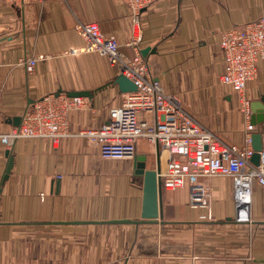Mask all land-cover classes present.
<instances>
[{
  "label": "crops",
  "instance_id": "obj_1",
  "mask_svg": "<svg viewBox=\"0 0 264 264\" xmlns=\"http://www.w3.org/2000/svg\"><path fill=\"white\" fill-rule=\"evenodd\" d=\"M264 13V0H156L143 10L142 50L156 79L177 93L184 109L226 144L246 143V118L236 92L219 83L224 70L220 38ZM131 10L122 0H44L25 7L0 2V120L15 125L32 103L50 93L87 91L89 107L69 116V134L58 142L21 138L0 141V264H259L264 259V187L254 184L251 222L235 218L230 177L203 179L210 186L213 218L188 203L189 186L162 190V216L143 219V179L133 158H105L80 135L97 129L120 106V72L85 44L80 22H97L133 50ZM38 55L35 70L19 64ZM246 95H264V61ZM263 135L264 121L254 124ZM13 167L5 178L9 160ZM147 168L166 152L140 140ZM154 165L152 166V163ZM227 219V221H225ZM232 219V220H231ZM126 220V221H125Z\"/></svg>",
  "mask_w": 264,
  "mask_h": 264
},
{
  "label": "built area",
  "instance_id": "obj_2",
  "mask_svg": "<svg viewBox=\"0 0 264 264\" xmlns=\"http://www.w3.org/2000/svg\"><path fill=\"white\" fill-rule=\"evenodd\" d=\"M44 0H0L17 7ZM130 10L132 39L127 45L133 50L128 57L120 51L114 36L104 33L97 22H80L76 29L85 44L75 52H97L106 56L120 73L132 80L137 89L123 93L120 106L112 107L107 121L97 129H83L80 135L95 142L105 158H133L140 140L159 152H166L165 167H156L162 190L189 186L188 203L192 208H205L202 218L214 216L210 206V186L203 179L230 177L234 185L236 220L251 222L252 193L255 183L264 187V148L259 161L252 160L257 152L252 145L253 110L246 95L247 83L256 78L258 61H264V13L224 30L220 48L224 55V70L219 83L236 92L240 109L246 118V143L226 144L203 126L183 107L177 93L168 92L152 74L147 58L142 54L143 10L156 0H122ZM42 56L25 55L19 64L27 73L35 70ZM89 107L82 96L50 93L35 100L22 116L20 125L5 128L0 120V141L10 148L21 138H48L58 142L69 134V116L73 111Z\"/></svg>",
  "mask_w": 264,
  "mask_h": 264
},
{
  "label": "water",
  "instance_id": "obj_3",
  "mask_svg": "<svg viewBox=\"0 0 264 264\" xmlns=\"http://www.w3.org/2000/svg\"><path fill=\"white\" fill-rule=\"evenodd\" d=\"M148 52V48L142 50L143 54ZM115 82L119 85L121 91L128 92L137 89L135 83L130 80L127 76L120 73L116 78ZM90 95L87 91H74L69 93L70 96H80V95ZM251 107L253 110L251 122L252 124H258L264 121V95L260 101L251 102ZM14 123L16 126L20 125L22 121V116H17L14 118ZM252 145L257 151L252 160L254 162L259 161L258 151L263 149V135L261 132L252 133ZM10 149L7 150V155H9L8 164L6 167L5 178L11 172L13 167L14 158L10 154ZM134 161V172L143 179V207H142V218L143 219H157L162 216L163 205H162V187L161 181L157 175L155 168H147V156L136 154L133 157ZM157 167L159 168V162H157ZM126 221V220H125ZM259 264H264V259L257 260Z\"/></svg>",
  "mask_w": 264,
  "mask_h": 264
},
{
  "label": "rangeland",
  "instance_id": "obj_4",
  "mask_svg": "<svg viewBox=\"0 0 264 264\" xmlns=\"http://www.w3.org/2000/svg\"><path fill=\"white\" fill-rule=\"evenodd\" d=\"M154 165V162L152 163V166ZM162 167L164 168L165 167V162H164V165H163V161H162ZM188 186V185H187ZM235 216H236V214H235ZM233 220H236V218H232ZM231 219V220H232ZM225 221H227V219H225Z\"/></svg>",
  "mask_w": 264,
  "mask_h": 264
},
{
  "label": "bare ground",
  "instance_id": "obj_5",
  "mask_svg": "<svg viewBox=\"0 0 264 264\" xmlns=\"http://www.w3.org/2000/svg\"><path fill=\"white\" fill-rule=\"evenodd\" d=\"M162 159H163V165H164V162H165V154H164V156L162 157Z\"/></svg>",
  "mask_w": 264,
  "mask_h": 264
}]
</instances>
